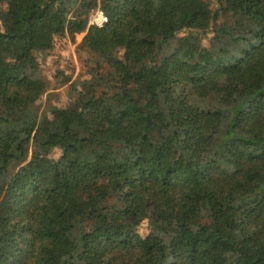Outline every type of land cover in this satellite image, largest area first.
<instances>
[{
    "label": "trees",
    "instance_id": "16d2710c",
    "mask_svg": "<svg viewBox=\"0 0 264 264\" xmlns=\"http://www.w3.org/2000/svg\"><path fill=\"white\" fill-rule=\"evenodd\" d=\"M215 1L0 0V264H264V0ZM83 31L95 74L39 115Z\"/></svg>",
    "mask_w": 264,
    "mask_h": 264
},
{
    "label": "rangeland",
    "instance_id": "374dc122",
    "mask_svg": "<svg viewBox=\"0 0 264 264\" xmlns=\"http://www.w3.org/2000/svg\"><path fill=\"white\" fill-rule=\"evenodd\" d=\"M99 2V0H96ZM211 3L212 8H216L217 3L215 0H208ZM96 2V3H98ZM3 7V5H2ZM101 11L99 4L89 8L87 12L88 24L92 23V18L96 10ZM223 22V18H219L217 22L213 23L219 25ZM226 32L230 33L232 38H239L244 33L239 28L234 27L229 22L227 23ZM85 31L74 34L71 36L57 37L55 45L52 49L45 53H37L36 57L39 59L41 72L45 78L49 80V88L43 95L37 100L39 115L46 112L48 104H54L57 106H64L68 103V92L70 87L77 81L84 78H89L96 72L97 55L91 49L80 46L82 37ZM213 33H206L201 37V43L203 46L210 45V39ZM121 53H119L120 55ZM203 59L200 57L198 61ZM101 72H105L107 69L106 64H102ZM135 96L141 100L142 103L146 102L147 98L144 95L136 93ZM50 115V114H48ZM157 131V138H161V133ZM63 150L62 144H56L51 149L50 156L57 158ZM31 155V148L29 149V155L26 161L29 160ZM16 168H13L11 172H14ZM149 217H146L138 227V232L145 236L149 231Z\"/></svg>",
    "mask_w": 264,
    "mask_h": 264
},
{
    "label": "built area",
    "instance_id": "2783aa9c",
    "mask_svg": "<svg viewBox=\"0 0 264 264\" xmlns=\"http://www.w3.org/2000/svg\"><path fill=\"white\" fill-rule=\"evenodd\" d=\"M107 20L106 16L102 11L96 10V12L93 15L92 23L98 24V26L102 25Z\"/></svg>",
    "mask_w": 264,
    "mask_h": 264
}]
</instances>
